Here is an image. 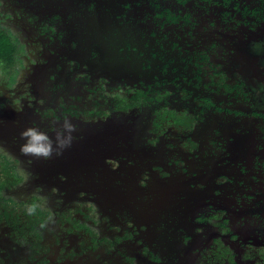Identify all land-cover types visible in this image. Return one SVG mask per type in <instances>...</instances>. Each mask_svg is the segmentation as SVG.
<instances>
[{
	"label": "flooded vegetation",
	"instance_id": "af4514ba",
	"mask_svg": "<svg viewBox=\"0 0 264 264\" xmlns=\"http://www.w3.org/2000/svg\"><path fill=\"white\" fill-rule=\"evenodd\" d=\"M0 27L27 130L0 264H264V0H0Z\"/></svg>",
	"mask_w": 264,
	"mask_h": 264
},
{
	"label": "trees",
	"instance_id": "16d2710c",
	"mask_svg": "<svg viewBox=\"0 0 264 264\" xmlns=\"http://www.w3.org/2000/svg\"><path fill=\"white\" fill-rule=\"evenodd\" d=\"M22 47L14 40L7 28L0 27V86L12 88L20 75ZM6 93V92H5ZM14 162L0 147V220L13 216V198H8L17 189L22 177ZM23 211V210H22Z\"/></svg>",
	"mask_w": 264,
	"mask_h": 264
},
{
	"label": "water",
	"instance_id": "95a60500",
	"mask_svg": "<svg viewBox=\"0 0 264 264\" xmlns=\"http://www.w3.org/2000/svg\"><path fill=\"white\" fill-rule=\"evenodd\" d=\"M17 121V117L15 116V114L13 113H6L3 116H0V141H9V139H13L14 136L17 137H22L25 138L24 136L27 133V130L24 126V124L20 121V124H16ZM13 141V140H11ZM92 141L95 143L96 141L94 139H92ZM90 144V140L87 142ZM88 148L87 144H85V146L78 147V148H74L73 150L68 151L70 157H71V161L72 164L71 165L73 168L75 167L77 169L76 172H80V168L82 167L81 165L83 164L82 158L83 155L81 156V154H79V152L81 150H86ZM82 157V158H81ZM75 158V159H72ZM71 163V162H70ZM69 163V164H70ZM40 164V162H39ZM68 164V165H69ZM43 172L42 174L50 175V176H54L56 174V172H51L50 171H45V169H42Z\"/></svg>",
	"mask_w": 264,
	"mask_h": 264
},
{
	"label": "rangeland",
	"instance_id": "374dc122",
	"mask_svg": "<svg viewBox=\"0 0 264 264\" xmlns=\"http://www.w3.org/2000/svg\"><path fill=\"white\" fill-rule=\"evenodd\" d=\"M3 88H4L3 86H0V102H1L0 105H3L4 104V106H6V107H4L2 110L0 109V116H3L6 113H10L11 112V109L9 108V106L7 104L8 97H7V94L5 93V91H2ZM37 164H39V161H37ZM32 185L33 184H28V187L24 191H27L29 188L32 187Z\"/></svg>",
	"mask_w": 264,
	"mask_h": 264
}]
</instances>
